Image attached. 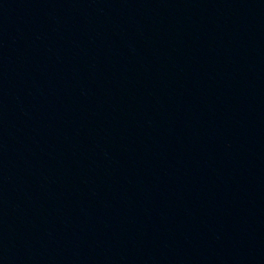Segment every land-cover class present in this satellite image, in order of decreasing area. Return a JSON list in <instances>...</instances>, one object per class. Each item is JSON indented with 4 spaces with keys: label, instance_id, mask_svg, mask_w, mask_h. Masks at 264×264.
Returning a JSON list of instances; mask_svg holds the SVG:
<instances>
[{
    "label": "water",
    "instance_id": "1",
    "mask_svg": "<svg viewBox=\"0 0 264 264\" xmlns=\"http://www.w3.org/2000/svg\"><path fill=\"white\" fill-rule=\"evenodd\" d=\"M0 264H264V0H0Z\"/></svg>",
    "mask_w": 264,
    "mask_h": 264
}]
</instances>
